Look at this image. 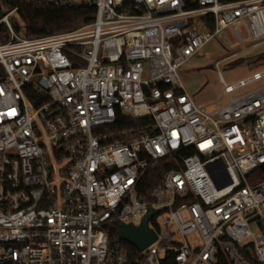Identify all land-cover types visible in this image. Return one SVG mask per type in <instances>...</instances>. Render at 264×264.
Segmentation results:
<instances>
[{"label":"built area","instance_id":"1","mask_svg":"<svg viewBox=\"0 0 264 264\" xmlns=\"http://www.w3.org/2000/svg\"><path fill=\"white\" fill-rule=\"evenodd\" d=\"M188 1L0 0V264H264V67L225 84L220 106L179 74L217 36L264 44V0ZM28 4L93 18L29 37ZM119 114L145 122L119 129ZM150 207L151 244L110 241Z\"/></svg>","mask_w":264,"mask_h":264},{"label":"rangeland","instance_id":"2","mask_svg":"<svg viewBox=\"0 0 264 264\" xmlns=\"http://www.w3.org/2000/svg\"><path fill=\"white\" fill-rule=\"evenodd\" d=\"M245 46L250 44L245 43ZM217 61H221L218 66ZM260 67H264V44L243 51L242 44L217 36L181 66L179 74L185 90L196 103L220 106L227 100L223 95L225 84H234ZM219 72L224 82L220 80ZM260 84V81L250 82L236 89L233 95L251 91ZM134 220L138 222L139 218ZM193 240L196 243L198 238Z\"/></svg>","mask_w":264,"mask_h":264},{"label":"trees","instance_id":"3","mask_svg":"<svg viewBox=\"0 0 264 264\" xmlns=\"http://www.w3.org/2000/svg\"><path fill=\"white\" fill-rule=\"evenodd\" d=\"M187 0V7H191ZM92 7L90 8H56L43 5H24L20 10L21 17L25 23V34L29 37L43 36L72 30L83 23H88L93 18ZM207 19V16L204 17ZM212 27V25L210 24ZM3 75V68L0 66V77ZM143 120H132L118 115L116 127L119 129L130 127L132 125H142ZM194 152L193 148L186 150V154ZM175 167L172 159H167L150 168L144 175L141 182V195L144 199L151 201V189L155 186L165 172ZM262 174L260 173L259 176ZM115 225L109 228L110 241L117 240ZM125 245L130 254H136L137 250L125 240H120ZM219 264H229L227 258L222 254L219 256Z\"/></svg>","mask_w":264,"mask_h":264},{"label":"water","instance_id":"4","mask_svg":"<svg viewBox=\"0 0 264 264\" xmlns=\"http://www.w3.org/2000/svg\"><path fill=\"white\" fill-rule=\"evenodd\" d=\"M212 176L217 186H222L230 182V178L226 177L223 183L220 184L215 180L214 175ZM155 213H156V210L150 207L148 212L141 218L138 224H134L132 222L123 223V222L117 221L116 222L117 238L120 240L127 241L132 246L136 247L138 250H143L156 239V232L150 226V223H149L151 217Z\"/></svg>","mask_w":264,"mask_h":264}]
</instances>
